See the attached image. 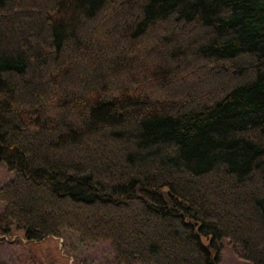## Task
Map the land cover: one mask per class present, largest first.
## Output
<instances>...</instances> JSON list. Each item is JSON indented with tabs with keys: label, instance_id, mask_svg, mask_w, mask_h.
Wrapping results in <instances>:
<instances>
[{
	"label": "trees",
	"instance_id": "obj_1",
	"mask_svg": "<svg viewBox=\"0 0 264 264\" xmlns=\"http://www.w3.org/2000/svg\"><path fill=\"white\" fill-rule=\"evenodd\" d=\"M0 164L20 264H264V0H0Z\"/></svg>",
	"mask_w": 264,
	"mask_h": 264
},
{
	"label": "rangeland",
	"instance_id": "obj_2",
	"mask_svg": "<svg viewBox=\"0 0 264 264\" xmlns=\"http://www.w3.org/2000/svg\"><path fill=\"white\" fill-rule=\"evenodd\" d=\"M14 176L3 164H0V185ZM2 205L0 204V210ZM46 255H49L50 264H100L103 259L109 256L106 242L95 244H80L76 241L64 246L61 239L49 238L37 246ZM68 251V252H67ZM73 261V262H71ZM0 264H20L16 259L14 250L7 244H0ZM47 264V262H45ZM219 264H249L237 256L227 241H222V252Z\"/></svg>",
	"mask_w": 264,
	"mask_h": 264
}]
</instances>
